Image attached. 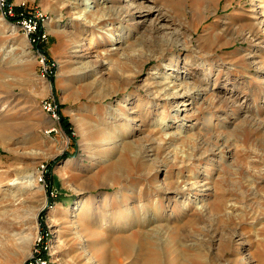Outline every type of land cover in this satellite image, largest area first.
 Segmentation results:
<instances>
[{
	"label": "rangeland",
	"instance_id": "374dc122",
	"mask_svg": "<svg viewBox=\"0 0 264 264\" xmlns=\"http://www.w3.org/2000/svg\"><path fill=\"white\" fill-rule=\"evenodd\" d=\"M85 1L0 14V264H144L115 251L137 241L114 222L139 203L140 228L177 232L161 264H264V0ZM21 12L43 40L17 28ZM165 79L192 97L141 107Z\"/></svg>",
	"mask_w": 264,
	"mask_h": 264
},
{
	"label": "bare ground",
	"instance_id": "6f19581e",
	"mask_svg": "<svg viewBox=\"0 0 264 264\" xmlns=\"http://www.w3.org/2000/svg\"><path fill=\"white\" fill-rule=\"evenodd\" d=\"M85 2H86V4H88V5L90 4V5H89V9L83 8L82 9L83 12L84 11L85 12L88 11V13H92L94 11V9L92 8V7H94V5H91V1L90 0H86ZM101 17L100 16L97 17V20L99 21L101 19H104L103 17L102 18ZM107 31H109L108 33H110V34H108L106 32L108 38L112 37L111 39H112V41H114V43L120 42V41H115L116 38L114 37V33L112 32V27H108ZM115 48L116 47H114L113 49H115ZM120 62H118V63H120ZM120 68H121V66H120ZM207 71L208 72L210 71L209 68H208ZM171 81L172 82H170L169 80L167 81V79H165V81L160 82L158 84L155 81L150 82L151 84H147V87L149 89L148 92H149V95L152 97V99H150L149 101H146V104L143 101H141V105L140 106L141 107L145 106V108H148L151 105V106H154L153 108H155V106L157 105V102H156L157 100L156 99L161 98V96H163L165 94L168 95V97H170V98H177L179 96H182V97L183 96H187L186 98L190 99L192 97V93L188 92L189 90H187L184 87L180 86L181 84H175L173 82V80H171ZM158 85H161V89L159 88V90H157V89L154 90ZM187 99H185V100H187ZM160 122H162V120ZM162 126L165 129L167 127H169L168 124L162 125ZM158 127L160 129L163 128V127H160V126H158ZM164 135H165V137H168V136H170V137L172 136L173 137L174 136V134H170V133L169 134L166 133ZM172 137H171V139H172ZM133 147H135V146H133ZM149 147L152 148V149L154 148L153 144L150 145ZM131 148L132 147L127 145L125 147V150H131ZM144 150H145V148H144ZM131 152L133 153V157H134L133 159H135L136 156L141 153L140 150H135L134 151L133 149L131 150ZM123 165L124 164H122L119 159H116L108 167H110L109 170H117V169L118 170H122V169L124 170L125 168H123ZM142 165L144 167L148 168V165L143 163V162H142ZM124 167H125V165H124ZM138 167L140 168V166H138ZM124 172H125V170H124ZM120 176H122V174H120ZM182 180H181L180 177H175V178L172 179V183L175 185L174 191L176 193H180V194H187L188 191L194 187V186H192L193 183H190V181H186V179H185V180H183L184 181L183 186H180V182H182ZM145 207L146 206H145L144 203H139L137 205V207L130 206L125 212L129 216L128 220L125 221V217L122 220V222H119V220H115L114 223H116L115 227H117V228L114 227V229L116 231L124 232L127 229H130L132 227H138V230H137L138 232L136 231L138 233V235L136 236L137 237V241L134 242L133 241V239H134L133 237H132L133 239H130V235L131 234H129V233H131V232L129 231L128 236L122 235V236H120L118 238L116 237L117 238V247L115 248V251H119V252L126 253V254L127 253H129V254L131 253V254H133V258L139 260L140 262H142L144 264H161L162 263L161 258L163 259L165 248H168L169 249L168 252H170L171 254L176 252V248L174 246H172L173 243L169 239V234L171 233V235L173 237V236L177 235V232H175V230H171L170 226L168 225V223H165V224H153L149 228H146V227L145 228L144 227L140 228L141 226H138V225H140L141 223L143 224L144 222L147 223L149 221L147 219L149 214L147 212V209H145ZM110 221H112V220L110 219ZM110 221L108 223H110ZM109 226H111V224L107 225V227H109ZM110 243L111 242L106 243L104 241V243H102L101 247L97 248V250L101 251L105 255H110V252L113 253V250H111V248H110V246H111ZM166 256H168V255H166ZM179 256L180 255H174L169 260L170 264H186L184 261H182V259Z\"/></svg>",
	"mask_w": 264,
	"mask_h": 264
},
{
	"label": "built area",
	"instance_id": "2783aa9c",
	"mask_svg": "<svg viewBox=\"0 0 264 264\" xmlns=\"http://www.w3.org/2000/svg\"><path fill=\"white\" fill-rule=\"evenodd\" d=\"M0 14L6 19H16V17L18 16L16 15L14 6L10 2V0H0ZM20 15L21 16L17 18L16 21L17 28L24 34L32 37L31 41L33 43H37L39 40H43L46 34L40 31V23L32 17L23 14L22 12L20 13Z\"/></svg>",
	"mask_w": 264,
	"mask_h": 264
},
{
	"label": "trees",
	"instance_id": "16d2710c",
	"mask_svg": "<svg viewBox=\"0 0 264 264\" xmlns=\"http://www.w3.org/2000/svg\"><path fill=\"white\" fill-rule=\"evenodd\" d=\"M10 21H11V20H10ZM40 48H41V47H40V44H38V45H37V49H38V50H41ZM42 51H43V50H42ZM62 125H63V127L65 128V130L69 133V132H70V130H69V126H70V124L68 123L67 119H65V118L62 119ZM42 256H43V257L45 256V251H43V250H42Z\"/></svg>",
	"mask_w": 264,
	"mask_h": 264
}]
</instances>
